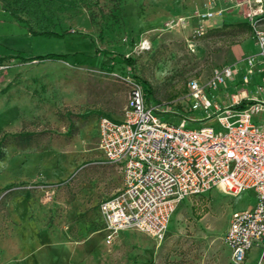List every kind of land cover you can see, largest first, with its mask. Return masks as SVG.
Masks as SVG:
<instances>
[{
	"label": "rangeland",
	"instance_id": "374dc122",
	"mask_svg": "<svg viewBox=\"0 0 264 264\" xmlns=\"http://www.w3.org/2000/svg\"><path fill=\"white\" fill-rule=\"evenodd\" d=\"M94 1L89 10L81 0H0V138L23 125L37 135L30 148L7 144L0 159V264H231L223 235L234 212L255 205L252 190L181 202L161 239L127 230L105 243L98 206L122 178L99 148L98 123L122 119L132 80L167 110L161 120L219 131L188 110L187 84L256 52L250 34L207 35L244 22L248 3ZM241 87L238 78L209 95L222 103ZM260 256L264 264L251 251Z\"/></svg>",
	"mask_w": 264,
	"mask_h": 264
},
{
	"label": "built area",
	"instance_id": "2783aa9c",
	"mask_svg": "<svg viewBox=\"0 0 264 264\" xmlns=\"http://www.w3.org/2000/svg\"><path fill=\"white\" fill-rule=\"evenodd\" d=\"M244 2V22L257 50L242 59V87L222 103L209 95L235 82V65L215 69L204 83L187 84L188 110H200L219 131L188 129L185 118L177 125L161 120L167 110L149 104L142 84L132 80L122 119L99 120V148L122 178L120 189L98 206L107 245L127 230L161 239L178 204L212 189L232 196L252 190L255 205L231 215L223 243L231 264H262V256L254 261L250 255L253 249L264 252V117L252 122L253 115H264V0ZM255 76L261 81L253 84Z\"/></svg>",
	"mask_w": 264,
	"mask_h": 264
},
{
	"label": "trees",
	"instance_id": "16d2710c",
	"mask_svg": "<svg viewBox=\"0 0 264 264\" xmlns=\"http://www.w3.org/2000/svg\"><path fill=\"white\" fill-rule=\"evenodd\" d=\"M82 3L90 10L94 5V0H81ZM15 17H18L17 12H13ZM251 33V28L245 22H239L236 24H225L217 28H212L207 31L208 36H218V37H225V38H233L234 36H243L246 34ZM62 55H51L47 56L45 59H62ZM33 60H37L36 58ZM145 90L146 98H149V95ZM25 125L21 127V130L12 135H4L0 138V159L4 157L5 154V147L7 144H11L19 149H26L34 146L36 144V136L34 133H29L24 130Z\"/></svg>",
	"mask_w": 264,
	"mask_h": 264
},
{
	"label": "crops",
	"instance_id": "0c3cea01",
	"mask_svg": "<svg viewBox=\"0 0 264 264\" xmlns=\"http://www.w3.org/2000/svg\"><path fill=\"white\" fill-rule=\"evenodd\" d=\"M249 34L251 35V33H249ZM249 34H246V35L249 36ZM238 48L241 49V46H238ZM251 54H253V53H251ZM247 55H249V54H247ZM243 57L240 60H234V62L232 64H230V65H235V67L237 68V72H236V74L234 76V78H235L236 81H237L238 78H240V70L244 67V63L242 62ZM260 81H261V79H260L259 76H255L253 78V84L259 83Z\"/></svg>",
	"mask_w": 264,
	"mask_h": 264
}]
</instances>
